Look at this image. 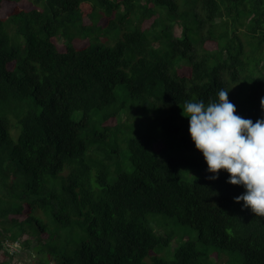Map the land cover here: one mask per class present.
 Segmentation results:
<instances>
[{
    "label": "trees",
    "instance_id": "1",
    "mask_svg": "<svg viewBox=\"0 0 264 264\" xmlns=\"http://www.w3.org/2000/svg\"><path fill=\"white\" fill-rule=\"evenodd\" d=\"M20 2L0 0V10L11 7L0 16V251L13 257L5 245L29 233L45 243L35 246L39 254H56L55 264H197L200 252L190 242L171 260H145L171 242L147 221L148 213L164 212L196 229L202 244L239 250L242 264H264V217L234 202L245 189L227 183L226 171L206 178L213 174L182 116L186 101H218V91L226 89L237 115L253 123L264 118V0H184L182 12L177 0H34L31 8ZM240 18L248 19L252 53L263 57L252 59L259 73L244 77L245 92L228 82L240 81L245 68L235 26ZM177 21L180 36L173 34ZM62 38L64 50L56 44ZM75 38L88 42L76 46ZM210 39L214 50L204 47ZM182 62L190 66L188 75L178 72ZM119 87L133 100L151 99L163 108L160 131L176 134L185 153L159 155L151 149L152 135L130 137L132 170L107 184L105 172L93 176L87 152L118 129L104 122L126 109L117 103ZM98 121L102 130H94ZM185 166L198 169L194 182L181 179Z\"/></svg>",
    "mask_w": 264,
    "mask_h": 264
},
{
    "label": "rangeland",
    "instance_id": "2",
    "mask_svg": "<svg viewBox=\"0 0 264 264\" xmlns=\"http://www.w3.org/2000/svg\"><path fill=\"white\" fill-rule=\"evenodd\" d=\"M34 0H21L19 5L24 8H31L34 6ZM179 5V10L182 12L186 9L184 5V0H177ZM8 4H3L0 10V16H4L10 11ZM196 11L198 18L200 20L204 19V13L201 10V3L197 2ZM106 17V16H103ZM161 17V16H160ZM154 17L147 19L143 22L144 28H149L152 25ZM188 20V19H187ZM107 18H101L99 23H105ZM218 23L220 19L216 20ZM226 21L230 22V19L226 18ZM91 22L90 18L85 17L84 24H89ZM188 22V21H187ZM240 22L243 24L241 25ZM240 22L237 23L236 33L239 40L244 46L245 54L242 55V60L245 62L244 70H240V81L232 83L230 81V87L233 89H242L244 92L248 88V83L244 77L246 75L258 74V70L255 68L252 59L254 57L259 58L262 55L253 54L254 46L248 41L246 35L248 19L240 18ZM98 23V24H99ZM209 25L206 22L201 24V33L204 37H208ZM182 22L177 21L173 26V34L180 36L182 34ZM21 40V37H20ZM65 39L56 41V44L60 50L65 49ZM88 42L85 38H75L73 43L76 46H83ZM113 43L112 40L109 41ZM204 47L209 50L216 49V42L214 40H207ZM264 49V43L262 45ZM203 46L197 45L195 51L197 54H202ZM263 58V57H261ZM264 66V60L261 62L260 67ZM178 72L180 75H188L190 73V66L187 62H182L178 65ZM117 93V103L125 104L126 109L121 111L116 118L108 119L104 122V125L110 127H116L118 129H113L109 131L106 140L97 145H89V150L87 152V159L92 164V174L93 176L99 172H105L107 174V184H113L117 175L121 172L131 171V165L128 161V149H127V139L130 137L137 136L139 134H150L154 137V141L151 144V149L154 150L159 155H181L185 153V148L181 145L179 137L176 134H162L160 131V125L163 118V108L161 109L158 105L150 100L146 102H141L133 100L130 98L129 94L124 91L121 87L116 90ZM79 113L75 114L78 117ZM94 130H102L103 125L101 123L94 126ZM67 170L62 172V175H66ZM179 175L181 179L189 182H194L198 177V169L191 167H180ZM194 176V177H193ZM196 178V179H195ZM92 187L96 191L100 188L92 181ZM37 215L43 219V221L49 223L51 222L45 216L42 211H37ZM18 217L24 218V215H19ZM148 223L154 228L157 234L168 235L171 237V242L164 245H157L154 249L150 251L149 256L146 257V261H149L152 256H158L165 260H171L174 258V251L180 245L185 243H194L195 248L200 252L199 261L197 264H242L243 263V253L239 250H232L225 247L219 246H207L202 244L198 239V232L192 226L184 224L178 221L175 216L168 215L164 212H150L147 214ZM29 237L32 238V242H29ZM46 239V235H43V240ZM22 241L19 243L9 244L6 246L8 248V253L13 255L10 257L3 250L0 251V263L9 261L10 264H55L53 260L56 259L55 255L39 254L35 250V246L45 248V243H37L36 238L30 236L29 233L21 237ZM60 241V240H57ZM62 242V241H61ZM5 250V249H4ZM44 255V256H43ZM57 261V260H56Z\"/></svg>",
    "mask_w": 264,
    "mask_h": 264
},
{
    "label": "clouds",
    "instance_id": "3",
    "mask_svg": "<svg viewBox=\"0 0 264 264\" xmlns=\"http://www.w3.org/2000/svg\"><path fill=\"white\" fill-rule=\"evenodd\" d=\"M228 92L220 89L218 101L207 104L186 101L181 114L188 118L190 137L213 174L206 178L215 180L226 171L227 183L245 189L234 202L243 201V208L264 217V118L253 123L237 115ZM260 104L264 108V98Z\"/></svg>",
    "mask_w": 264,
    "mask_h": 264
},
{
    "label": "built area",
    "instance_id": "4",
    "mask_svg": "<svg viewBox=\"0 0 264 264\" xmlns=\"http://www.w3.org/2000/svg\"><path fill=\"white\" fill-rule=\"evenodd\" d=\"M15 243H18V242H15ZM14 244V243H13Z\"/></svg>",
    "mask_w": 264,
    "mask_h": 264
}]
</instances>
